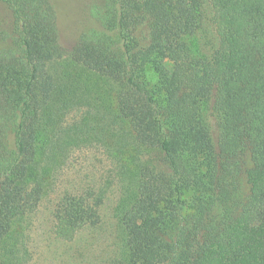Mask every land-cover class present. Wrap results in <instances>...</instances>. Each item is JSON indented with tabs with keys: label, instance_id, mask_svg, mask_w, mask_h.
I'll return each instance as SVG.
<instances>
[{
	"label": "trees",
	"instance_id": "1",
	"mask_svg": "<svg viewBox=\"0 0 264 264\" xmlns=\"http://www.w3.org/2000/svg\"><path fill=\"white\" fill-rule=\"evenodd\" d=\"M0 2L1 248L68 153L74 135L61 122L83 78L51 72L63 56L52 0ZM211 5L220 41L210 56L189 41L203 0H100L73 47L75 64L114 84L102 103L126 142L159 154L153 164L115 151L123 243L109 264H264V0ZM103 202L94 189L65 192L55 234L97 225Z\"/></svg>",
	"mask_w": 264,
	"mask_h": 264
},
{
	"label": "rangeland",
	"instance_id": "2",
	"mask_svg": "<svg viewBox=\"0 0 264 264\" xmlns=\"http://www.w3.org/2000/svg\"><path fill=\"white\" fill-rule=\"evenodd\" d=\"M100 0H52L59 17L60 44L63 56L50 69L52 73L72 72L83 78L78 90L80 100L71 102L63 116L61 130L74 135L65 158L57 162L55 179L36 209L16 221L11 236L1 246L0 254L7 264H109L122 248L123 232L116 208L122 196L120 187L121 160L138 157L158 164L159 154L144 150L128 139L114 123L110 111L103 105L113 83L93 71L75 64L71 53L79 35L90 25V7ZM204 1L202 24L189 38L198 44L200 53L212 55L219 46V36L212 22L211 0ZM7 18V10L0 2V21ZM60 74V73H59ZM214 96L205 116L213 142L218 144V127L213 113ZM63 131V130H62ZM123 151L122 159L115 155ZM94 189L103 196L101 220L87 226L72 240L58 237L54 232V209L65 192Z\"/></svg>",
	"mask_w": 264,
	"mask_h": 264
}]
</instances>
